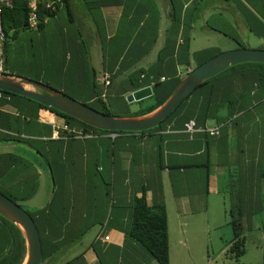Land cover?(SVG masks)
Here are the masks:
<instances>
[{
    "label": "crops",
    "instance_id": "crops-1",
    "mask_svg": "<svg viewBox=\"0 0 264 264\" xmlns=\"http://www.w3.org/2000/svg\"><path fill=\"white\" fill-rule=\"evenodd\" d=\"M73 5L80 33L61 27L67 15L62 7L43 31L53 32L43 54V74L38 77L26 64L21 73L50 82L55 70L63 81L58 87L85 102L104 93L105 101H115L152 87V81L166 83L158 94L165 96L172 81L220 53L217 43L201 42L203 37L216 42L220 35L229 37L211 28L212 19L264 38L258 20L264 0H74ZM65 48L68 63H60L53 50ZM7 54L9 70L16 74L9 48ZM105 74L111 78L108 86ZM234 78L230 73L225 80ZM140 80L143 86L129 91ZM236 90L248 103L221 125L218 136L187 132L186 107L150 136L58 139L53 123H62V117L0 95V181L36 186L25 202L45 234L42 264H159L127 234L134 198L143 194L149 204L166 207L170 264H195L191 251L200 254V244L206 243L201 241L210 240V226L227 225L236 214L249 226L262 219L264 100L256 104L262 92L244 80ZM153 94L131 102L125 111L116 105L117 112L142 108ZM226 115L223 109L215 123L208 119L205 124L215 126Z\"/></svg>",
    "mask_w": 264,
    "mask_h": 264
},
{
    "label": "trees",
    "instance_id": "trees-1",
    "mask_svg": "<svg viewBox=\"0 0 264 264\" xmlns=\"http://www.w3.org/2000/svg\"><path fill=\"white\" fill-rule=\"evenodd\" d=\"M50 1L54 2V4L56 5V8L54 10L49 9L46 6L47 3H49ZM73 1L74 0H39V7H38L39 23L37 29L39 31H44L49 20L54 16H56L63 7L67 15L65 16V20L61 23V27L64 28V30L71 28L72 30L78 31V33H80L79 31L80 23H79V19L74 15L75 12L73 10L74 9ZM30 10L31 8L29 6V0H14L13 7L4 10L3 27L8 36V40L10 37L15 38L18 32L21 30L33 29V27H31L28 22ZM259 14L261 17H259L258 20L260 24L263 25L260 28L263 34H261V32L259 34L264 36V9L261 10ZM59 27L60 25L57 27L56 30L57 32H59ZM211 28L219 32H224V34H226L227 36L238 41L241 47H245L242 45L240 41V36L238 34L229 33L214 26H211ZM8 40L5 44L6 54L8 53V48H9ZM67 52H68V48H65L63 51V55H65ZM214 55L215 54L208 56L206 59L196 64V67ZM44 61L45 58L43 55V62ZM43 62L41 64L32 65V68H34V72L35 74H37L38 77H40L43 74L44 71V68L42 67V64H44ZM6 67L8 69V72L13 74V72L9 70L10 63L8 60V54L6 58ZM36 68L38 69L40 75H38L39 74L37 73L38 71L36 72ZM189 72L190 71H188V73ZM188 73L172 81L167 91V94L161 98H159L158 94L160 92V89L166 86V83H163L162 81H158V82L152 81L153 82L152 87L154 88L153 98H155L156 103L150 106L149 108L143 110L141 114L151 112L156 107L161 105L171 95V93L176 88V86ZM230 73L233 74L235 77L234 80L231 82H229V80H225V77ZM38 77H30V78L51 85L49 81H43V79H40ZM243 80H244V84L248 85V87L258 89L260 93L262 92V94H259V96L256 99V104H260L264 100V63H257V62L241 63L229 67L225 71L219 73L218 75L212 77L211 79L199 85L193 92H191L182 101V103L176 108V110H174V112L170 116H168L166 120L162 122L161 125L151 128L149 130L139 131V132H130V131H121V130L110 131V130L99 129L91 125H88L76 119L75 117H72L59 110L46 107L42 103L30 99L28 97L8 91L0 90V92L6 96H10L11 98L15 99L16 101H19L24 105L35 106V108L37 109L48 108L63 118L62 123L59 124H67L72 129L80 130L83 131L84 133H92L94 134V136L98 135L97 137L107 133H141L145 136L146 135L150 136L152 133H154V131L161 129L163 124H165V122H167L177 111L186 107H188V112H186L187 114L185 116L184 128H185V124L191 120H194L199 127H205L206 121L208 119H213V118L217 119L219 112H221L223 109L227 110V115L224 117L227 119H223L220 121V123H217L215 125H224L226 121L234 119L241 112L238 110V107L240 105H243L244 103L245 104L248 103L246 102V95L243 94L242 91L236 90V87L241 85ZM217 81L219 82L217 83ZM209 84H211V86L209 88V91L205 94L206 87ZM96 85L97 83H95V86ZM141 86H143L142 80L138 81V83L133 82L129 88V91L140 88ZM57 89L64 91L65 93L76 98L77 100H80L76 96L72 95L70 92H66L60 87H57ZM229 90H231V94L229 93ZM82 102L87 103L88 105L104 113H110L117 116L132 115L129 112L128 113L124 112L125 110L129 109L131 104L128 102L127 96L124 95H121V97L117 98V100L115 101L114 99L112 100L108 99V101H105L102 94L97 98H94L92 102H85V101ZM116 105L119 106L120 109L124 110L122 111V114H117L115 112H112L113 107L118 109ZM198 115H200V117ZM74 137L78 138V134L77 135L73 134L71 136H68L66 135V133H61V136L58 139H63V138L67 139ZM23 183L24 181L23 182L20 181L17 184L12 185L9 183V179L1 180L0 191H2L11 199H13L18 204H20L19 203L20 201H25L31 198L33 194L36 192V186L34 187L24 186ZM20 205L22 206V204ZM22 207L25 208L24 206ZM133 208H134L133 220L130 228L128 229L127 234L132 239L136 240L156 262H158L159 264H170L168 214L165 205L162 203L151 205L147 201L145 194H143L141 196H136L134 198ZM27 211L30 214H32L39 228L43 243V250H44L43 261H44L45 259H47L46 258L47 256L44 249L45 234H43V227L39 225V223L37 222L35 214L29 210ZM230 212L232 214L237 213L235 210H232ZM230 224L232 225L233 228L234 238L232 239L231 244L229 246V251L232 253L234 258L239 260V258L246 253L245 232H246L247 224L241 214H236V217L230 222ZM262 231L264 237V228L262 229ZM25 256H26V244L21 230L12 221L0 215V264H23L25 260Z\"/></svg>",
    "mask_w": 264,
    "mask_h": 264
},
{
    "label": "water",
    "instance_id": "water-1",
    "mask_svg": "<svg viewBox=\"0 0 264 264\" xmlns=\"http://www.w3.org/2000/svg\"><path fill=\"white\" fill-rule=\"evenodd\" d=\"M246 62L264 63V49L241 47L212 56L190 71L161 105L151 112L139 115L117 116L104 113L47 83L9 72H0V90L28 97L99 129L139 132L161 125L205 81L231 66ZM152 94V87L147 86L130 93L127 100L130 103L141 101ZM0 215L12 221L23 234L26 244L23 264H41L44 257L43 243L32 214L0 191Z\"/></svg>",
    "mask_w": 264,
    "mask_h": 264
},
{
    "label": "rangeland",
    "instance_id": "rangeland-1",
    "mask_svg": "<svg viewBox=\"0 0 264 264\" xmlns=\"http://www.w3.org/2000/svg\"><path fill=\"white\" fill-rule=\"evenodd\" d=\"M211 23L212 26L222 30H227L233 34H238L240 36V41L242 45L245 46V48H264V38L256 35L255 33L249 32L247 28H238L234 23H232L234 25L232 27L225 26L221 19H218V21L212 19ZM54 32L57 33V31ZM52 34V31L44 33L43 31H39L37 28H33L21 30L18 32L15 38H9L8 47L10 49V59L15 66L14 71L16 74L25 76L21 73V70H23L21 69V66L24 64L31 66L33 64H41L43 62V52L49 50L47 45L50 38L53 37L51 36ZM218 37H220L218 42L210 40L208 37L201 38V42L202 44H207L210 42L217 43L221 49L220 52L241 48L240 43L233 38L223 35ZM50 51L52 50L50 49ZM53 52L57 53V60L60 63H63L64 61L68 63V60H66L65 56L63 55L62 49L53 50ZM19 70L20 72L18 73ZM51 78L50 84L55 88L58 87L60 82H63L60 77L55 75V70L53 75H51ZM155 103V98L148 99L146 102H144L142 108L145 110L147 107L152 106ZM142 108L137 106L133 107L130 114L142 112ZM112 112L122 114V112H117L115 107L112 108ZM210 122L215 123L216 119H211ZM19 203L25 208H29V205L25 201H20ZM254 222L255 223L253 226H246V253L241 256L239 260L234 258L232 253L229 251V246L232 239L234 238L233 228L230 223L224 226L208 227L210 240L201 241L206 242L204 243L205 247L203 243L200 244L199 255L194 253V251H191V259L195 264H264V237L262 231L264 228V211H262V219H259V221L255 220ZM219 235L222 236V239L218 238L220 237Z\"/></svg>",
    "mask_w": 264,
    "mask_h": 264
},
{
    "label": "built area",
    "instance_id": "built-area-1",
    "mask_svg": "<svg viewBox=\"0 0 264 264\" xmlns=\"http://www.w3.org/2000/svg\"><path fill=\"white\" fill-rule=\"evenodd\" d=\"M13 5H14V0H0V72L1 73L8 72V69L6 67L7 54L5 50V44L8 40V36L3 27V12L7 8H12ZM29 6L31 10H30L28 22L31 27L37 28L39 23V16H38L39 0H29ZM46 6L51 10H54L56 8V5L52 1L47 3ZM103 81L106 86L110 85L111 83L110 75L105 74L103 77ZM0 95H2L1 92ZM103 96H105V93ZM53 126L55 128L54 136L57 138L61 136V133H66V135L68 136H71L73 134L76 135L78 134V137L94 136V134L92 133H84L83 131L72 129L67 124H57L56 122H54ZM185 129L187 132L191 133V135L196 131L207 132L209 133L210 136H218L221 133V125L199 127L194 120L187 122L185 124Z\"/></svg>",
    "mask_w": 264,
    "mask_h": 264
}]
</instances>
